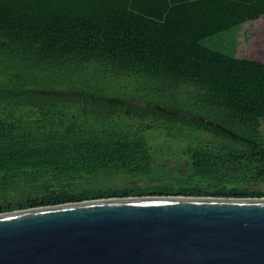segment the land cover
<instances>
[{"label":"trees","instance_id":"1","mask_svg":"<svg viewBox=\"0 0 264 264\" xmlns=\"http://www.w3.org/2000/svg\"><path fill=\"white\" fill-rule=\"evenodd\" d=\"M262 14L264 0H0V212L264 196L241 185L264 182V60L240 53Z\"/></svg>","mask_w":264,"mask_h":264},{"label":"water","instance_id":"2","mask_svg":"<svg viewBox=\"0 0 264 264\" xmlns=\"http://www.w3.org/2000/svg\"><path fill=\"white\" fill-rule=\"evenodd\" d=\"M0 264H264V196L129 195L0 212Z\"/></svg>","mask_w":264,"mask_h":264},{"label":"rangeland","instance_id":"3","mask_svg":"<svg viewBox=\"0 0 264 264\" xmlns=\"http://www.w3.org/2000/svg\"><path fill=\"white\" fill-rule=\"evenodd\" d=\"M253 24L254 25L248 23L246 25V27L249 28L248 32L251 35V39L243 41V43L241 44L240 53L248 54L251 57L264 60V14H262L259 18L253 21ZM164 172L166 171L157 169L154 175L153 174H147V175L155 176V177L167 176L168 180H170L171 178H169V175L164 174ZM145 178H149V177H145ZM241 185L248 186L251 189L264 190V182L245 183Z\"/></svg>","mask_w":264,"mask_h":264},{"label":"crops","instance_id":"4","mask_svg":"<svg viewBox=\"0 0 264 264\" xmlns=\"http://www.w3.org/2000/svg\"><path fill=\"white\" fill-rule=\"evenodd\" d=\"M255 21V20H254ZM254 25V24H253ZM249 39H251V35L249 36Z\"/></svg>","mask_w":264,"mask_h":264},{"label":"flooded vegetation","instance_id":"5","mask_svg":"<svg viewBox=\"0 0 264 264\" xmlns=\"http://www.w3.org/2000/svg\"><path fill=\"white\" fill-rule=\"evenodd\" d=\"M127 111H129V110H127Z\"/></svg>","mask_w":264,"mask_h":264}]
</instances>
